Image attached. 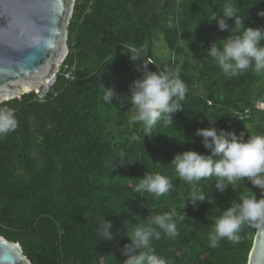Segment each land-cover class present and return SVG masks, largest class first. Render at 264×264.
I'll return each mask as SVG.
<instances>
[{
    "label": "trees",
    "instance_id": "1",
    "mask_svg": "<svg viewBox=\"0 0 264 264\" xmlns=\"http://www.w3.org/2000/svg\"><path fill=\"white\" fill-rule=\"evenodd\" d=\"M226 2L75 0L64 59L74 65V77L57 74L43 99L30 91L0 102L18 121L0 138V234L19 242L34 264H122L134 228L164 212H174L178 234L161 233L151 245L169 264L247 263L257 220L241 228L239 243L224 239L213 248L208 237L233 201L264 194L244 180L223 194L215 177L188 184L171 163L186 150L207 154L195 135L207 120H218V129L264 135V75L249 69L226 77L206 55L213 40L228 35L207 20ZM234 7L247 25L264 26L258 16L264 0H234ZM157 42L166 52L157 53ZM132 47L136 65L179 68L188 87L183 111L167 127L149 131L133 121L126 96L103 100V86L123 93L138 77L127 57ZM121 157L132 162L120 166ZM154 172L170 177L173 190L159 198L136 192L143 175ZM194 190L212 202L185 207ZM104 218L113 221V241L97 235Z\"/></svg>",
    "mask_w": 264,
    "mask_h": 264
},
{
    "label": "clouds",
    "instance_id": "2",
    "mask_svg": "<svg viewBox=\"0 0 264 264\" xmlns=\"http://www.w3.org/2000/svg\"><path fill=\"white\" fill-rule=\"evenodd\" d=\"M258 16L264 17V11L258 12ZM207 20L209 24L214 21L218 31L228 33L224 38L213 40L205 49L206 55L215 60L226 77L238 76L249 69L264 75V26L247 25L246 19H242L234 7V0H227L222 11H213ZM127 57L132 70L139 74L138 77L133 78L123 93L115 87L103 86L104 102L112 103L126 96L135 109L133 121L140 123L146 130L150 131L158 124L165 127L171 125L174 114L183 111L181 102L188 92L187 85L180 78L179 68L174 72L168 68L157 72L143 62L136 65L134 62L140 57L134 47L130 48ZM34 89L30 91L35 94ZM217 121L207 120L208 127L198 128L195 133L201 138L207 154L195 150L176 153L171 159L175 173L188 184L215 177L214 188L220 194L234 189L241 180L264 194V135L249 136L242 132L237 134L224 128L218 129L215 126ZM17 124L10 109H0V138L14 132ZM130 162L124 157L118 160L120 166ZM173 187L174 182L170 177L154 172L144 174L134 190L151 193L159 198L172 191ZM205 202L210 204L212 201L206 194L194 190L185 201V207L187 204L198 207ZM173 217L174 212H164L151 217L147 226L135 227L123 246L122 255L125 259L122 264H169L166 258L156 254L151 241L159 240L161 233L168 237L178 234ZM262 217L264 195L261 198L255 194L242 195L238 202L233 201L215 220L214 230L208 237L210 246L217 247L224 239L239 243L241 228ZM113 229V221L104 218L100 221L97 235L101 241H113L116 239Z\"/></svg>",
    "mask_w": 264,
    "mask_h": 264
},
{
    "label": "water",
    "instance_id": "3",
    "mask_svg": "<svg viewBox=\"0 0 264 264\" xmlns=\"http://www.w3.org/2000/svg\"><path fill=\"white\" fill-rule=\"evenodd\" d=\"M74 4L75 0H0V102L36 88L65 59ZM0 264L34 263L19 242L0 234ZM246 264H264V217L257 219Z\"/></svg>",
    "mask_w": 264,
    "mask_h": 264
},
{
    "label": "built area",
    "instance_id": "4",
    "mask_svg": "<svg viewBox=\"0 0 264 264\" xmlns=\"http://www.w3.org/2000/svg\"><path fill=\"white\" fill-rule=\"evenodd\" d=\"M57 74H61L66 79L71 80L74 77V65L63 61L52 74L46 77L45 80L37 88L34 89L35 97L39 99L44 98V96L56 82Z\"/></svg>",
    "mask_w": 264,
    "mask_h": 264
},
{
    "label": "rangeland",
    "instance_id": "5",
    "mask_svg": "<svg viewBox=\"0 0 264 264\" xmlns=\"http://www.w3.org/2000/svg\"><path fill=\"white\" fill-rule=\"evenodd\" d=\"M156 48H157V53H159L158 51L160 50V52H162V53H164V52H166V50H165V47L161 44V43H159V42H157L156 43Z\"/></svg>",
    "mask_w": 264,
    "mask_h": 264
},
{
    "label": "bare ground",
    "instance_id": "6",
    "mask_svg": "<svg viewBox=\"0 0 264 264\" xmlns=\"http://www.w3.org/2000/svg\"><path fill=\"white\" fill-rule=\"evenodd\" d=\"M27 90H29L28 88H26ZM26 89H24V90H26Z\"/></svg>",
    "mask_w": 264,
    "mask_h": 264
}]
</instances>
